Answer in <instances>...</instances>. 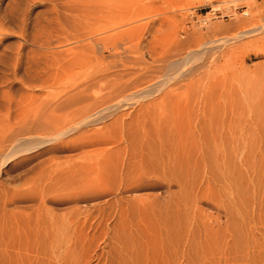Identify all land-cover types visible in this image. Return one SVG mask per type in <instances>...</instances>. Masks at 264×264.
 I'll return each instance as SVG.
<instances>
[{
    "label": "rangeland",
    "instance_id": "obj_1",
    "mask_svg": "<svg viewBox=\"0 0 264 264\" xmlns=\"http://www.w3.org/2000/svg\"><path fill=\"white\" fill-rule=\"evenodd\" d=\"M263 207L264 0H0V264H152Z\"/></svg>",
    "mask_w": 264,
    "mask_h": 264
},
{
    "label": "bare ground",
    "instance_id": "obj_2",
    "mask_svg": "<svg viewBox=\"0 0 264 264\" xmlns=\"http://www.w3.org/2000/svg\"><path fill=\"white\" fill-rule=\"evenodd\" d=\"M247 23V22H246ZM249 23V22H248ZM251 29V28H250ZM248 30V29H247ZM252 30V29H251ZM256 34V33H255ZM90 85V84H89ZM84 87V86H83ZM145 94V93H143ZM129 96V95H128ZM142 96V95H141ZM124 98V97H123ZM128 99V98H126ZM58 103L54 104L55 107H58V104H61L60 101H57ZM117 108V107H116ZM60 111V110H59ZM102 111V110H101ZM39 114V113H38ZM102 114V113H101ZM86 118V117H85ZM95 117H93L94 119ZM90 116L85 119L89 120ZM82 120V119H81ZM84 120V119H83ZM65 121V120H64ZM84 122V121H83ZM94 122V121H93ZM118 122V121H117ZM37 123V122H36ZM81 123V122H80ZM79 123V124H80ZM119 125V124H118ZM128 126V125H127ZM72 128V127H71ZM78 128V127H77ZM109 129V128H108ZM70 130V129H69ZM75 130V129H74ZM90 130V129H89ZM135 130V129H134ZM95 131V130H94ZM103 131V130H102ZM108 131V130H107ZM131 131V130H130ZM66 131H63L58 133L57 135H62L65 134ZM96 132V131H95ZM100 132V130L98 131ZM106 132V131H104ZM106 135V133H104ZM133 132V131H132ZM97 133V132H96ZM94 133V134H96ZM134 133V132H133ZM132 133V135H133ZM86 134V133H85ZM100 134V133H99ZM109 133H107L108 135ZM112 134V133H111ZM123 134V133H122ZM125 134V133H124ZM56 134H54L55 136ZM102 135V134H101ZM100 135V136H101ZM103 135V136H104ZM130 135V134H129ZM131 135V136H132ZM53 136V137H54ZM83 136V135H82ZM97 137V134L95 135ZM101 136L102 138L106 136ZM127 136V134H126ZM85 137V136H84ZM109 137V135H108ZM107 137V138H108ZM112 137V136H111ZM115 137V136H114ZM124 137V136H121ZM120 137V138H121ZM134 137V135H133ZM137 137V136H136ZM55 138V137H54ZM77 138V137H76ZM117 138V137H116ZM48 139V138H47ZM90 139V138H88ZM106 139V138H104ZM103 139V140H104ZM50 140V139H48ZM87 140V138H86ZM98 140V138H97ZM108 140V139H107ZM113 140V139H110ZM119 140V139H118ZM122 140V139H121ZM128 142H130L131 137L127 136ZM140 140V139H138ZM143 140V139H142ZM73 142L75 140H72ZM92 141V140H91ZM91 141H88V144L91 143ZM106 141V140H105ZM116 141V140H115ZM147 141V140H146ZM71 142V140H70ZM69 142V143H70ZM77 142V141H76ZM85 142V141H84ZM94 142V141H93ZM104 142V141H101ZM109 142V140L107 141ZM106 142V143H107ZM111 142V141H110ZM123 142V141H122ZM140 142V141H139ZM68 143V142H66ZM82 143V142H79ZM98 142H94V144ZM104 143V144H106ZM64 144V143H63ZM71 144V143H70ZM74 144V143H73ZM73 144H71L73 146ZM86 144V143H85ZM87 144V145H88ZM126 144V143H125ZM130 144V143H129ZM68 145V144H67ZM75 145V144H74ZM80 145V144H79ZM91 145V144H89ZM99 145V144H98ZM133 145V144H132ZM131 145V146H132ZM141 145V144H140ZM70 146V145H69ZM130 146V145H129ZM142 146V145H141ZM26 147V146H25ZM76 147V146H75ZM125 147V146H124ZM27 148V147H26ZM79 148V147H78ZM133 148V147H132ZM25 149V148H24ZM75 149V148H74ZM99 149V148H98ZM102 149V148H101ZM120 149V147H119ZM130 149V148H129ZM136 149V148H135ZM122 150V149H121ZM125 151V148H124ZM11 152V151H10ZM110 152V151H109ZM112 152V151H111ZM110 152V153H111ZM114 153V151H113ZM117 153V152H115ZM120 153V152H119ZM144 153V152H143ZM106 155V154H105ZM111 155V154H110ZM126 155V154H125ZM144 155V154H143ZM135 156V155H134ZM140 156V154H139ZM146 156V155H144ZM99 158V157H98ZM112 159V158H111ZM117 159V158H116ZM129 160V159H128ZM114 162V161H113ZM102 163V162H101ZM115 163V162H114ZM86 164V163H85ZM103 164V163H102ZM134 164V162H133ZM94 165V164H93ZM125 166V165H124ZM136 166V165H135ZM102 167V166H101ZM123 167V165H122ZM128 167V166H127ZM130 167V166H129ZM139 167V166H138ZM125 168V167H124ZM133 168V167H132ZM88 169V168H87ZM122 169V168H121ZM120 169V170H121ZM135 169V168H134ZM139 169V168H138ZM54 170V169H53ZM73 170V169H72ZM93 170V169H91ZM96 170V169H95ZM102 171V170H101ZM125 171V170H124ZM129 171V170H128ZM139 171V170H137ZM143 171V170H142ZM145 171V170H144ZM90 172V171H88ZM118 172V171H117ZM132 172V170H131ZM67 173V172H66ZM87 173V172H85ZM93 173V172H92ZM133 173V172H132ZM69 174V173H68ZM129 174V173H128ZM142 174V173H141ZM136 175V174H135ZM107 176V175H106ZM126 176V175H125ZM136 177V176H135ZM120 178V177H119ZM128 178V176H127ZM130 178V175H129ZM133 178V176H132ZM95 179V178H94ZM134 179V178H133ZM132 179V180H133ZM136 180V179H135ZM134 180V181H135ZM131 181V179H130ZM132 183V182H131ZM130 183V184H131ZM128 184V183H127ZM137 184V183H136ZM127 186V185H126ZM130 187V186H129ZM115 190V189H114ZM103 192V191H102ZM89 194V193H87ZM85 195V194H84ZM262 195V194H260ZM91 196V195H90ZM253 199V198H252ZM44 200V199H43ZM42 200V202H43ZM261 200V199H260ZM139 201V200H138ZM260 202V201H259ZM263 202V201H262ZM261 202V204H262ZM44 203V202H43ZM42 203V204H43ZM115 204V203H114ZM140 205V204H139ZM42 206V205H41ZM257 207V206H256ZM264 208V207H263ZM142 209V208H141ZM256 210V209H255ZM258 210H261V205L258 204ZM263 211V209H262ZM261 211V212H262ZM260 212V211H259ZM258 214V213H256ZM261 214V213H260ZM259 215V214H258ZM260 216V215H259ZM263 217V216H260ZM259 217V220H256L255 222H251L248 219V222H241L240 224H232L230 223L231 226H225L227 233H223L225 235L217 237V235L213 234L214 226L211 227V225L205 224H194L193 226H187V231L185 229V252L181 253L180 257L172 258L168 256H159V259L157 262H153L152 264H264V221L261 220L262 218ZM157 219V218H156ZM160 219V218H159ZM161 220V219H160ZM167 220V219H166ZM231 220V219H230ZM163 221V220H161ZM247 221V220H246ZM234 222V221H233ZM239 222V221H237ZM234 222V223H237ZM190 223V222H189ZM188 223V224H189ZM181 224V223H180ZM211 224V223H209ZM216 224V223H215ZM174 225V224H173ZM187 225V224H186ZM165 226V224H164ZM167 226V224H166ZM168 226H171L170 224ZM181 226V225H180ZM218 226V225H217ZM222 226V225H221ZM216 227V226H215ZM157 228V227H156ZM165 228V227H164ZM221 228V227H220ZM218 227L217 229L220 230ZM223 228V227H222ZM175 228H172V230ZM224 229V230H225ZM167 230V228H166ZM171 231V229L169 228ZM169 230H167L169 232ZM182 230V229H181ZM160 231V230H159ZM166 231V232H167ZM174 231V230H173ZM221 231V230H220ZM182 232V231H181ZM215 233V232H214ZM217 233V232H216ZM164 234V233H163ZM222 234V233H221ZM158 235V234H157ZM170 236V235H169ZM168 236V237H169ZM167 237V238H168ZM176 237V236H175ZM166 238V237H165ZM171 238V237H170ZM176 241V240H175ZM164 242V241H163ZM182 244V243H181ZM183 246V247H184ZM178 256V255H177Z\"/></svg>",
    "mask_w": 264,
    "mask_h": 264
}]
</instances>
